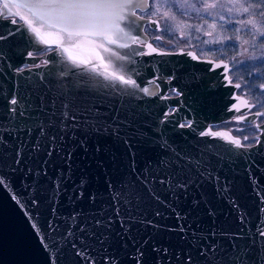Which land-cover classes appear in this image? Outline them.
I'll return each instance as SVG.
<instances>
[{"label":"water","instance_id":"95a60500","mask_svg":"<svg viewBox=\"0 0 264 264\" xmlns=\"http://www.w3.org/2000/svg\"><path fill=\"white\" fill-rule=\"evenodd\" d=\"M148 8L137 9V16ZM149 19L155 20L138 23L156 29ZM10 32L15 34L0 41L6 65L0 68V91L23 94L25 118L19 146L5 154L0 169V264H105L106 256L114 264H238L234 257L245 253L244 264L257 258L264 264V136L246 150L202 135L210 129L202 120L237 114L229 110L237 103L227 100L234 98L230 86H201L206 91L198 97L214 100L197 105L190 128L180 127L188 108L169 113L176 100L163 97L177 72L186 75L189 66L199 68L201 81H212L213 74L228 83L225 69L216 67L220 62L153 45L155 52L143 45L118 49L135 53L131 74L139 87L105 74L98 85L87 84L92 94L80 96L79 107L65 109L61 93L74 86L68 84L65 54L55 52L63 63L54 71L15 73L12 59L31 61L27 51L40 44L23 24L0 18V35ZM140 35L150 43L145 29ZM101 54L107 61L108 54ZM112 61L127 77L128 60ZM168 75L175 79L165 86ZM163 177H172L171 188L157 182ZM177 182L186 183V190ZM130 185L140 193L132 203L125 199Z\"/></svg>","mask_w":264,"mask_h":264},{"label":"snow or ice","instance_id":"6c2138e0","mask_svg":"<svg viewBox=\"0 0 264 264\" xmlns=\"http://www.w3.org/2000/svg\"><path fill=\"white\" fill-rule=\"evenodd\" d=\"M149 7L148 0H0V18L7 19L9 16H17L22 20L23 28L39 42L41 45L49 46L55 45L60 52L65 54L68 61L76 67L87 68L91 66L92 70L97 68L104 69L105 78L108 80L119 81L124 85H129L133 87H139L136 80L126 77L125 75L119 74L115 67L113 66L112 58H115L118 61L128 60L130 57L127 53H120L118 49H128L133 45H143L152 52L157 51L153 48L151 43H146L142 38L140 33L147 27V25L139 24V20H143L144 16H137V9H146ZM151 7L154 9L153 15L161 16L165 21H175L176 17L170 15L171 7H178L183 10L186 8H191L196 12L207 11L208 9H215L217 7L216 3H204L202 8H196L194 3H189V0H153ZM237 12L249 13V18L244 21H237V23H242L246 25H252V34L255 36L257 33L260 37H264V31H260L257 28L254 17L257 15L256 12L250 11L254 8L264 9V0H249L247 4L240 3L239 7H236L235 3L232 6L227 8L228 12L233 10ZM15 9V11H13ZM167 9V10H163ZM163 10V11H162ZM187 15V12H184ZM258 15L264 17V10L259 11ZM220 20H224L223 16L219 17ZM11 23H16L15 20H11ZM149 23L157 25V31H159V20L149 19ZM231 23V21H228ZM185 27H195L197 31L203 28V25H185ZM209 27L215 29L216 24L213 22ZM176 29L180 28L179 24L175 25ZM173 29V24H166V30ZM22 28L15 29V32L22 31ZM233 31L238 32L239 29H233ZM15 32H10L7 36L0 35V41L7 39L9 36L14 35ZM184 33L181 32V35ZM208 36H212L211 31L205 33ZM190 35V33H189ZM157 41L161 40L159 35L155 36ZM231 39V37H228ZM220 40H213L212 43H220ZM249 41L245 40L244 44H248ZM261 47H264V40L261 41ZM87 49L92 53L93 59L98 60L99 64H94L93 59H85L80 53ZM40 51H43L41 49ZM247 51V49H245ZM101 53H107L108 59ZM137 55L142 53L137 52ZM195 57L194 54L189 53ZM243 54V53H241ZM31 55V54H29ZM235 59V57H233ZM252 59H257L252 57ZM42 63L47 65L49 61L47 59L43 60ZM208 63H215L214 61H208ZM243 63V62H241ZM112 67L113 70L108 72V69ZM120 68H123L124 65H119ZM216 67H222L225 69L224 75L228 80V83L236 89H240L242 85L240 83L233 84L230 76L227 75L229 65L223 63L216 64ZM131 72H135V68L128 69ZM17 71H23V69H17ZM71 72V69L67 70ZM73 75L75 73H72ZM155 81H152L154 83ZM259 88L264 89V83L259 85ZM140 91L145 94H149V88L143 87L140 88ZM90 89L87 87V81L82 83H77L73 87L69 88L67 92H62L61 96L64 99L62 107L67 109L71 104L73 107H79L76 101L80 96L91 95ZM246 96V93L244 94ZM234 99L237 101L236 104L232 105L229 109L234 112H241L242 108H247L251 110L256 108V103H249V101L242 97L236 96ZM10 107L9 111L13 114L17 113V108L12 107L18 105V99L15 95L10 98L9 101ZM261 108H264V103H261ZM89 109H85L88 111ZM97 111H99V106H97ZM21 116L24 115V110L19 112ZM256 117H264V110H257L253 113ZM73 120L76 119L75 114L71 117ZM238 121H243L247 119L246 115H241L235 117ZM191 127V124H181L180 127ZM256 128H260V124H255ZM43 133V129H41ZM202 135H210L214 137H220L227 140L229 143L235 145L236 147H248L252 148L255 145H260L261 141L259 136H253L251 139L254 141V144L250 143L245 145L241 142L240 139L235 138L231 133L227 132H213L211 129L208 132L202 133ZM55 139V137H53ZM244 141L250 139L249 136L245 135L243 137ZM99 150V149H98ZM51 155V152L48 153ZM15 163L19 164L20 159L18 158ZM202 162L197 161L194 167L199 170V165ZM158 183L164 185L167 184L171 188L172 177H163ZM187 184L183 182H177L176 187L178 189L187 188ZM0 187H4V177L0 175ZM130 190H126L125 199L128 203L139 199L140 193L133 185L129 186ZM158 214V213H157ZM99 223V222H97ZM183 231V228L181 229ZM264 235V232L261 233ZM75 248L76 245L73 244ZM209 251L215 252V249H209ZM77 255H80V252L77 251ZM86 255V254H85ZM139 255H143L140 253ZM201 256H207V252L202 250L200 253ZM247 257L245 253L244 257L236 256L234 260L238 264H244V260ZM115 261L113 257H104L105 264H108L109 261ZM188 260L191 261V257H188ZM251 264H260V258H257V261L251 262Z\"/></svg>","mask_w":264,"mask_h":264},{"label":"flooded vegetation","instance_id":"af4514ba","mask_svg":"<svg viewBox=\"0 0 264 264\" xmlns=\"http://www.w3.org/2000/svg\"><path fill=\"white\" fill-rule=\"evenodd\" d=\"M149 9V8H148ZM145 12V11H144ZM140 16H144L146 18H151L142 14L141 11H138ZM7 19L15 20L16 24H23L24 22L19 19L17 16H9ZM147 27L145 28V32L149 36V42L161 51L166 52H179L183 51L186 53H193L197 58L201 60H212L214 62H221L226 63L229 65L230 71H228V76L231 77L233 84L240 83L242 87L240 89L234 88L229 83H222L217 79L216 76L213 74L209 75L208 77L213 78L212 81L204 82L201 81L203 78L199 77L195 73L199 68L196 67H188L186 70V75L184 74V69L177 72V81L172 83L170 88L167 89L166 93L163 97L166 98H173L176 100V105H171L169 107V113H172L175 108H188V112L190 114L187 118L181 119V124L187 125L192 123V119L194 118V114L196 113L197 105H205L211 104L209 101L214 100L208 96H201L198 97L199 93L205 92V88L201 86H230L234 97L242 96L246 98L249 103H256L257 107L252 108L251 110L247 108H242L241 112H237L234 116H231L228 119H222L219 121H204L209 128L213 131H225L227 133H231V135L235 138L241 140V142L245 145L250 143L254 144V141L251 139L253 136H259L260 141L264 136V117H256L253 115L258 109L264 110L261 108V103H264V89L259 88V85L264 83V47L258 52L257 59H246L241 58V52L238 49V42L234 36L231 39L226 40L222 44H214L208 43L205 39L196 37V41L192 44H187L186 41L180 43L184 44H164L162 43L164 39L157 41L155 36H152L149 32L150 24H146ZM160 26V25H159ZM161 28V27H160ZM155 29V28H154ZM157 29V28H156ZM155 29V30H156ZM207 38H211L212 36L204 35ZM181 38V36H178ZM43 49V51H40ZM59 49L52 45L51 47L45 45H38V48L29 49L26 54L31 57V61H21L18 56L12 59V63H15V73H19L21 71H17V69H40V68H48L51 71L56 69V66L61 65L63 63L62 57H57L55 52ZM142 54L145 52L142 51ZM85 59H93L92 53H90L87 49L83 50L80 53ZM129 59L127 61L128 69L134 68V59H131L135 56V53L128 52ZM235 57V59H233ZM47 59L49 63L44 65L42 63L43 60ZM66 70L71 69V72H66L69 74V82L68 84L76 85L77 83H82L83 81H87V84L98 83L103 79V75L101 74L103 71L102 68H97L96 70H92L91 66L84 68V67H76L71 64L70 61H66ZM243 62V63H241ZM94 64H99L98 60L93 59ZM0 68L5 69L6 65L1 64ZM181 69V68H180ZM72 73H75L74 75ZM133 73V72H132ZM127 77L131 79L134 78L131 71L128 70ZM173 75H168L164 78V82L167 86L168 82L173 81ZM207 78V76H206ZM223 79V78H222ZM221 89V88H220ZM227 87L222 88L221 90H225L228 92ZM210 92V88L207 90ZM246 93V96L244 95ZM15 95L18 99V105L12 106L17 108V113L13 114L9 111V101L10 98ZM23 94L17 96L16 94L12 93L11 91H0V169L5 165V154L14 151L19 146V138L18 133L22 130V126L24 123L25 114L21 116L19 112L24 110L23 104ZM227 100L229 102H235L236 100L232 96H228ZM246 115L247 119L243 121H238L235 117ZM259 123L260 128H256L255 124ZM21 133V132H20ZM19 133V134H20ZM247 135L250 137L248 141H244L243 137ZM257 146V145H255ZM254 146V147H255ZM246 150L250 148L245 147Z\"/></svg>","mask_w":264,"mask_h":264},{"label":"rangeland","instance_id":"374dc122","mask_svg":"<svg viewBox=\"0 0 264 264\" xmlns=\"http://www.w3.org/2000/svg\"><path fill=\"white\" fill-rule=\"evenodd\" d=\"M153 0L150 1L149 9L145 12H142L145 16L151 17L155 20H159L160 30L157 31L154 28H149V32L152 36L159 35L164 44H184L180 43V41H186L187 44H192L196 41V37L198 35L200 38L205 39L208 43H212L213 40H220V43L214 44H222L226 40H229L228 37L234 36L238 42V49L240 50L242 57L248 58L252 60V57H256L259 55L258 52L261 50V41L264 40V37H260L257 33L253 36L252 25H246L242 23H237V21H244L249 18V13H241L237 12L234 8L232 12H228L227 8L232 6L235 3L236 7H239L240 3L247 4L249 0H189V3H194L196 8H202L204 3H216L217 7L215 9H208L207 11L196 12L191 8L179 9L178 7H171L170 15H174L176 17L175 21H165L161 18V16L153 15L154 9L151 7ZM163 2V0H161ZM167 10V9H163ZM162 10V11H163ZM264 10L260 8H254L250 11H254L257 15L254 17L257 28L260 31H264V17H260L258 15L259 11ZM187 12V15L184 12ZM223 16L224 20H220L219 17ZM231 21V23H228ZM215 22L216 28L213 29L209 27L211 24ZM173 24V29L166 30V24ZM179 24L180 28L176 29L175 25ZM185 25H203V28L197 31L195 27H185ZM239 29L238 32L233 31V29ZM211 31L213 33V37L207 38L205 37V33ZM181 32L184 34L181 35ZM190 33V35H189ZM178 36H181L179 38ZM249 41L248 44H244V41ZM247 49V51H245Z\"/></svg>","mask_w":264,"mask_h":264}]
</instances>
